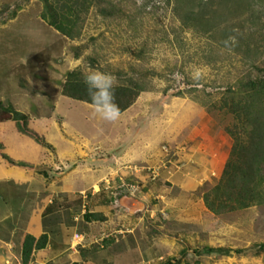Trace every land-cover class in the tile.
Returning <instances> with one entry per match:
<instances>
[{"label": "rangeland", "instance_id": "374dc122", "mask_svg": "<svg viewBox=\"0 0 264 264\" xmlns=\"http://www.w3.org/2000/svg\"><path fill=\"white\" fill-rule=\"evenodd\" d=\"M3 5H10V12L19 10L16 19L0 27V102L8 101L18 110L28 113L31 120H35L34 124H39L36 125L39 131L48 133L42 136L39 132L38 135L45 138L51 149L37 141L35 144L29 137L34 142L31 143L29 151L40 152L39 156L46 166L50 167L47 163L51 159L62 165L59 167L60 173L57 167V170L53 171L54 178L51 182L55 180V185L50 184L59 196L60 191L72 195L74 192L80 194L82 190H87L90 178L101 174L98 167L102 164V158L104 161L110 156L120 157L124 153L136 151L133 156L143 160L158 149L157 146H165L163 152L168 153L167 141L173 142L178 136H188L205 116L201 114L204 104L218 101L225 88L236 81L242 68L238 60L230 57L231 54L227 51L211 44L207 37L200 38L192 32L180 30L179 25L173 21L170 10L161 13L153 12L152 9L148 12L137 11L141 1L133 6L123 0L125 15L122 20L116 22L104 19L92 11L83 29L82 40L74 42L68 41L41 20L40 0H0V9ZM138 24H141L140 27ZM174 31L180 33L179 39H176ZM144 45L148 48L145 64L135 56ZM79 46L82 55L80 60H76L75 52ZM88 56L98 59L100 67L114 75L119 70L128 71L130 65L139 66L143 63L146 68L159 75L152 82L156 92L141 95L136 104L122 113L117 121L103 120L94 114L90 105L71 100L61 94L62 84L71 70L83 68L87 71L91 68L85 63ZM212 121L214 122L213 119ZM14 125L16 124L10 115L0 112V145L5 147L10 145V139L16 140L12 137L17 133ZM5 129L7 130L4 131ZM5 134L8 139L4 138ZM2 138L6 141L3 142ZM25 139L29 140L27 137ZM207 142L208 147L203 151L202 157L197 153L194 158L199 161L200 167L190 173L192 178L203 179L204 170H208L207 177L211 176V173L218 175V170L211 171L210 159L214 156L217 160H226L229 155L232 142L216 125L208 132ZM220 143L223 150L218 151ZM3 145L0 150L1 160L2 155L8 156ZM24 147L23 142L18 150L21 151ZM67 149L79 155H76V158H68L63 155ZM12 151L15 152L14 149ZM83 152L88 158L77 159L84 155ZM164 164L169 167L167 162ZM171 164L173 167L185 169L182 164ZM41 165L36 167H42ZM158 167L160 168H152ZM89 168L91 173L87 172ZM142 171L150 175L149 170ZM128 179L129 182H134L131 177ZM113 182L117 184V180ZM141 185L143 192L149 188L145 182ZM36 189L39 190V187H35ZM38 194L29 189L22 180L15 179L13 184L3 181L0 184L1 238L5 240L8 236V239H13L15 229L22 223L20 221L24 216H31L33 206L37 208L39 202H46L47 196L40 197ZM48 194L52 193L48 191L45 195ZM145 194L149 196L152 193L150 191ZM160 201L168 203L167 199ZM145 203L148 205V201ZM164 203L160 210L155 212L164 211L161 212L162 220L167 221L170 210ZM154 206L158 207L153 204V208ZM131 216L135 218L134 215ZM7 218L11 220L7 221ZM222 218L228 223L235 219L239 223L238 225L234 222L240 231L239 242L234 239L229 247H237L240 253L236 254V249H231L238 259L232 264H264V251L258 247L264 244V208H250ZM219 219L221 220V217ZM162 220L153 222L161 225ZM163 226L170 227L166 222ZM156 231L157 233L152 234L154 241L149 249L151 258H144L140 264H156L167 259L169 252L180 259L182 246L178 241H164L165 235H162L160 229ZM135 233H138L134 244L132 243L135 246L125 247L127 257L134 251L140 254L142 247L137 240L147 239L150 235L149 229L142 231V227L139 232L135 229L134 233L129 234L134 236ZM204 234L203 228L193 229L182 237L188 238L195 248L199 244L217 248V245L207 242ZM90 241L86 240L85 247L95 245L94 239ZM198 249L203 251L201 246ZM119 252L123 253V249ZM157 256L163 257L159 259ZM242 256L249 258L241 260L239 257ZM124 262L123 254L120 253L111 264Z\"/></svg>", "mask_w": 264, "mask_h": 264}, {"label": "trees", "instance_id": "16d2710c", "mask_svg": "<svg viewBox=\"0 0 264 264\" xmlns=\"http://www.w3.org/2000/svg\"><path fill=\"white\" fill-rule=\"evenodd\" d=\"M138 1H141V6L137 11L148 12L152 9L153 12L161 13L170 10L172 19L179 25L180 30L192 32L200 38L207 37L212 42L211 44L230 53V57L238 60L242 65L236 81L225 88L218 101L209 104L206 102L201 112L202 115L213 119L216 127L227 134L232 142L221 175L211 184H206L200 191L190 193L176 189L181 197L177 194L173 197L181 198L183 201L184 199H200L207 213L214 217L228 216L250 208H264V0H126L133 6H136ZM40 2L42 4L41 20L72 42L82 40L83 29L92 11L114 22L122 20L125 15L123 0H40ZM9 9L10 5L1 7L0 27L16 19L19 9L11 12ZM140 25L138 24L139 27ZM174 35L176 39L180 38V33L174 31ZM142 47L140 53L135 56L145 64L148 48L146 45ZM81 55L79 46L76 48L75 59L80 60ZM85 63L93 69L105 71L100 67V62L96 58L88 56ZM143 63L139 66L130 65L128 71L119 70L115 75L113 74L117 78L115 102L122 113L133 107L141 95L156 92L152 82L159 75L146 68ZM84 72L86 71L83 68L71 70L62 84L61 94L71 100L90 105L87 89L83 83L82 74ZM0 112L12 117L21 135L32 138L35 144L37 141L44 147H49L45 138L30 128L31 116L28 113H23L8 101L0 102ZM1 149L2 145H0ZM2 156L3 160L5 159L4 161L12 167L35 169L34 171L43 175L47 182L54 178L53 170L47 166L36 167L30 163L13 161L6 155ZM132 183L142 190L139 182L134 180ZM166 187H171V185L166 184ZM112 192L103 189L98 196L101 200L103 199V203L109 204L114 200ZM121 196H127V192L123 191ZM60 199L62 195H53L50 199L51 203H47L45 214L58 209ZM92 199L95 198H89V201ZM150 203L157 204L154 200ZM83 210L85 212L81 213ZM93 210V206L86 204L82 210L74 211V213H81L80 218L87 223L106 221L103 214ZM149 220L148 218L145 222L150 231L148 239L139 238L137 240L142 251L149 249L151 244L148 240H151L152 234L157 233L156 230L159 229L162 235L178 241L182 246L179 252L180 259L176 256L167 257L156 264H180L181 262L201 264L203 262L199 258L200 254L198 255L200 249L195 248L188 238L182 237L176 231L178 230L176 224L170 226L171 228H164L163 224L168 223V219L163 221L161 214L157 220H162L161 225L154 223L156 225L154 228L151 226L152 221ZM159 225L160 227H157ZM134 238L128 234L122 242L118 243L114 238L107 239L103 243L104 249L110 250L111 253L123 249V253L118 254H123L124 264H139L140 254L134 251L127 257L125 249L126 246L134 244ZM46 242L45 235L38 240L27 235L21 250L22 264H29L32 261L33 252L43 248ZM81 247L79 248L84 256L87 250ZM202 247L204 256L231 255L230 248H214L209 245H202ZM258 247L264 251V244ZM94 248L98 250H96L97 253L102 251L97 244ZM191 250L194 253L191 254ZM235 252L238 254L239 250L236 249Z\"/></svg>", "mask_w": 264, "mask_h": 264}, {"label": "crops", "instance_id": "0c3cea01", "mask_svg": "<svg viewBox=\"0 0 264 264\" xmlns=\"http://www.w3.org/2000/svg\"><path fill=\"white\" fill-rule=\"evenodd\" d=\"M209 118V116H204L202 120L200 119L188 136L184 138H182L183 136H178L176 141L173 142L167 141V147H169L168 153L163 152V147L165 146H157L158 149L151 152L145 157L146 159L143 160H139L138 157L133 156L136 151L132 153H124L120 157L110 156L104 161V158H102V164L98 167V169L101 171V174L90 178L91 180L87 184V187L89 188L87 190H82L80 194L74 192L72 195H67L66 192L60 191V194L62 195V199H60V207L49 214H45V211L47 209V203H49L53 195L57 193L55 192L56 190H53V187L50 185H55V180L52 182L50 181L49 183L38 171H32L14 166L12 167L0 159V184L3 181H5L7 184H13L15 179L20 181L22 180L27 186H29V189L38 192V196H47L45 203L39 202L37 208L33 206L31 216H24V219L20 221L22 223L16 227L13 239H8V236H6L4 240V238L0 237V264H22L21 250L23 241L27 235L33 236L37 240L44 235L47 237L45 246L33 252L32 261L29 264H111L115 259H117V256L115 255H117L119 251L111 253L110 250L101 249L99 247L102 251L97 253V249L94 248V245H89L88 247H81L87 250L86 254L83 256L79 247L77 250L78 252L70 248L69 241L76 233H84L86 234L89 241L91 239L97 241L104 233H117L118 229L121 228L123 223L126 224L128 228L132 229L133 233L135 232V229L136 232H139L141 227L142 231H147L149 227L146 226L145 222L148 220V218L150 219L149 221H152L151 226L155 228L156 225L153 221L158 220V216L160 215V212L157 213L155 211L160 210L158 208L159 205L160 207L163 206L162 204L164 202L161 203L160 200L164 201L166 199L168 203L164 204L166 207L168 206L170 210L168 224L170 226L176 224V227L178 228L176 231L182 236L193 229L203 228L205 230L204 237L207 239L208 243L211 242L213 245H217L218 247H227L233 249L229 246L233 244L234 239L239 242L240 238V231H238L237 227L235 226V223H238L236 219L232 223H228V221L224 220L222 217L221 221L219 217L210 215L207 213L206 208L200 199H184L185 201H183L181 198L177 197L178 199H175L173 197V195L180 194V192H176V189L190 193H193L199 189H203L206 184H211L214 179L218 178L223 171L228 156L226 160H222V158L217 160V158L213 156V158L210 159V169H212L211 171L218 170V175L211 173V176L209 175L207 177L206 173L208 170L203 171V179L201 177L192 178L190 174L193 173L197 167H200L199 161L195 160L194 158H196L197 153H199V157H202L203 151L208 147V132H210L215 127V123L211 118ZM34 121V119L31 120L30 128L37 133L40 132L42 136H46L48 133L45 134L43 131H39V128L36 127V125L39 126V124L36 122L34 124ZM15 126L16 125H14V127ZM6 130L7 129L4 131ZM16 132L17 133L13 134L12 136L15 137L16 140L13 141L10 139V145L7 144L4 147V145L1 143L5 149L4 152L8 154V157L12 158L13 160L15 159V161L18 162L30 163L34 166H37L38 164H42L41 166H46L41 160V156H39L40 152L29 151L32 146L31 143L34 142L29 137H27L29 140H26L25 136L21 135L17 128ZM46 132H48V129H46ZM215 136L217 137L218 135L216 134ZM4 138H7V136ZM5 141L6 139H3V142ZM23 142L25 147L19 151V145ZM13 149L15 150L14 153L12 151ZM221 150H223V146L220 143L218 151ZM205 153H210L211 155L213 154L209 151H205ZM83 154L84 155H81V157L77 159L88 158L86 153L83 152ZM63 155H66L68 158H76V155H79V153L67 149ZM220 156L222 155L220 154ZM112 162H114V164H112ZM164 162L168 163V168ZM173 162L178 165L182 164L185 166V169H179L177 166H175L177 168L173 167L174 165L171 164ZM47 165H50V167H47L53 171L57 170L56 167L59 170V167L62 166L57 164L54 159L49 160ZM155 166H160V168L158 167L159 171L156 180L151 181V179L148 177L149 174L143 173L142 170L153 169L152 167ZM139 168L141 172L139 171ZM58 172L60 173V170ZM87 172L91 173L92 170L89 168L87 169ZM119 177L122 178V180L126 183L130 177L140 184L145 182L146 186H149L148 189H145L146 192L150 193L151 191L152 193L147 196L144 192L142 201L144 202L145 207L141 212H137L134 215L135 218L132 217L131 214L125 209L117 212L111 210L110 203H103V199L101 200V197L98 196L99 193L106 188L102 183L103 181L108 178L111 180H116ZM166 184H170L171 187H166ZM37 186L39 187V190H35V187ZM48 191H50L52 194L45 195ZM82 193H87V198L83 197ZM95 195H97L98 198ZM154 196L157 200L155 201L157 202L156 205H158V207L154 206L153 208V205L150 203V199L154 200ZM178 196L181 197V195ZM88 197L90 199H95L89 201ZM147 197L148 199H146ZM145 201H148V205H146ZM86 204L93 206L94 212L103 214L106 217V221L87 223L81 218H79V220L81 219L80 221H77L76 217H79L80 214L84 212V210L83 212L81 211L80 214H75L74 211L80 209L82 210ZM10 220V218H7V221ZM26 222L28 223L27 225ZM79 228H83V230ZM100 232L101 235H99ZM137 234L138 233H135L134 237H136ZM150 239L151 240L148 241H150L151 244V242L154 241V238L151 236ZM165 240L172 241L174 239L165 236L164 241ZM116 242L118 241L116 240ZM202 245L208 244H199L197 249L200 246L202 247ZM149 249H146L145 251L141 250L140 259L142 262L144 261V258H151L150 256L152 254L150 253ZM234 249H237V247H234ZM192 252L193 250H191L190 253L192 254ZM171 254L172 253L169 252L168 257H170ZM199 254V258H201L203 261L201 264H232V262H236V260H238L234 256V252H231L230 256L222 257L218 256L217 254L204 256L202 250L198 251V255ZM172 256L175 255L172 254ZM157 257L160 259L163 256ZM239 258L244 260L248 259L249 257L247 258V256H242Z\"/></svg>", "mask_w": 264, "mask_h": 264}, {"label": "clouds", "instance_id": "9594fccd", "mask_svg": "<svg viewBox=\"0 0 264 264\" xmlns=\"http://www.w3.org/2000/svg\"><path fill=\"white\" fill-rule=\"evenodd\" d=\"M82 75H83V83L86 86L87 94H88V97H89V103H90V106L92 107V109L94 111V114L98 115L103 120H106V121H109V122L117 121L122 115L120 107L115 102V85H116V79L117 78L113 74H111L109 72L101 71L99 69H92V68L88 69ZM157 169L158 168L149 169V172H150L149 178L151 179V181L156 180L157 177L153 179L152 178V174H153V171H155ZM139 171H140V169H139ZM118 179H116L117 183H118ZM102 183L105 185V187H107L106 183L104 181ZM127 184L136 185V184L128 182V180H127ZM117 185L118 184H114L113 180H111V187L112 188L116 187ZM54 195L58 196L59 194H54ZM82 196L87 198L88 194L84 193ZM143 196H144V192L142 190L138 189L137 194H136L135 197L129 196L127 194V196H121L120 200L123 197H132V198H136V199L142 201ZM49 203H51V200H50ZM120 205H121V203H120ZM123 209H125V208H123L121 206L120 209H118L116 211H122ZM161 212H160V214H161ZM80 217L81 216L76 217L77 221L79 220ZM104 234H108V233H104ZM108 235H111V234H108ZM108 239H110V238H108ZM118 242H120V241H118ZM96 244L99 245V247L101 249H104V244H103V247L99 243H95V245Z\"/></svg>", "mask_w": 264, "mask_h": 264}, {"label": "built area", "instance_id": "2783aa9c", "mask_svg": "<svg viewBox=\"0 0 264 264\" xmlns=\"http://www.w3.org/2000/svg\"><path fill=\"white\" fill-rule=\"evenodd\" d=\"M137 171V170H136ZM158 169L153 171L152 178H156L158 174ZM106 189L107 190H112V197L113 201L110 202V208L111 210H118L120 209V196L124 192H127L129 196L135 197L138 191V187L136 185H131L127 184L122 180V178L118 179V184L116 187L112 188L111 187V179L108 178L106 181ZM85 196V195H84ZM86 197V196H85ZM129 233H133L132 229L127 228L126 224L123 223L120 229H118V232L115 234H103L102 237L98 240L95 241L94 243H99L103 247V242L107 240L108 238H115V240L120 241L123 240ZM86 240H88L87 236L84 234L76 233L71 240L69 241V246L72 250L77 251L78 247L82 246L85 247Z\"/></svg>", "mask_w": 264, "mask_h": 264}, {"label": "water", "instance_id": "95a60500", "mask_svg": "<svg viewBox=\"0 0 264 264\" xmlns=\"http://www.w3.org/2000/svg\"><path fill=\"white\" fill-rule=\"evenodd\" d=\"M120 203L121 206L128 210V212L132 215H135L137 212H141L145 207V204L142 201L132 197H123L120 200Z\"/></svg>", "mask_w": 264, "mask_h": 264}]
</instances>
